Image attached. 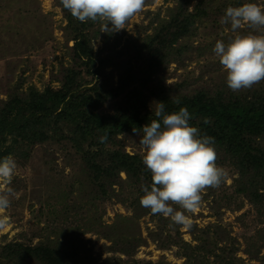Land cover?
Returning a JSON list of instances; mask_svg holds the SVG:
<instances>
[{
  "label": "rangeland",
  "instance_id": "1",
  "mask_svg": "<svg viewBox=\"0 0 264 264\" xmlns=\"http://www.w3.org/2000/svg\"><path fill=\"white\" fill-rule=\"evenodd\" d=\"M193 1L196 4L199 0ZM205 2L208 7L220 9L226 1ZM179 3L180 0H145L142 11L118 32H105L100 22L88 24L85 33L105 63L101 75H82L84 88L102 83L109 91L128 68L144 72L148 68V45L154 42L150 45L156 48L161 35L170 30L167 28ZM254 3L264 8V0ZM217 21L212 17L210 23H195L188 37L168 51L153 78L156 93L164 92L169 99L200 91L210 97L233 98L239 94L253 96L264 87V81L239 91L227 86V74L213 52L215 43L222 40L227 44L237 34L260 33L247 26L236 33L228 28L210 29L212 24L217 27ZM71 37L60 0H0V108L11 97H26L32 89H60L71 70L85 71L74 59ZM98 67L101 65L97 61L95 68ZM122 97L106 101L99 112H112ZM65 126L68 134L69 127ZM59 135L42 143L21 145L11 155L17 168L11 184L4 188H12L16 195L11 197L10 207L0 212V217H7V227L0 231V264H40L32 259L18 262L15 258L10 262L3 248L16 243L79 251L77 264H134V260L140 264H184L186 259L180 256L178 247L162 249L151 239L161 221L152 214L137 217L131 202L138 190H132L126 174L121 173L120 182L108 186L106 194L97 197L93 177L81 154L74 143L60 142ZM142 135H120L112 148L120 142L127 153L143 157L139 144ZM213 147L216 164L225 170L227 178L218 188L209 187L201 193V204L195 213H185L190 217V226H179L181 236L195 246L198 242L193 232L202 235L203 230L214 231L221 225L239 242V258L249 263L248 251L261 249L264 263V246L258 235L264 229L263 220L237 192L236 160L219 146ZM171 206L181 210L178 205ZM139 239L142 242L135 247Z\"/></svg>",
  "mask_w": 264,
  "mask_h": 264
},
{
  "label": "trees",
  "instance_id": "2",
  "mask_svg": "<svg viewBox=\"0 0 264 264\" xmlns=\"http://www.w3.org/2000/svg\"><path fill=\"white\" fill-rule=\"evenodd\" d=\"M225 1L223 8L215 9L208 7L205 0H199L196 4L192 3L193 0H180L176 13L170 19L167 28L170 30L161 35L156 48L151 46L154 42L148 45V68L144 72L142 69L136 71L135 67L128 68L119 78L118 85L109 91H106L102 83H95L89 89L84 88L82 75H101L105 61L99 57L90 36L85 33L88 24L93 25V22L89 20L82 23L64 9L71 40L74 41V59L79 61L85 71L71 70L60 89L48 87L42 92L32 89L26 97H11L0 108V159L12 155L21 145L42 143L60 134V142L68 140L74 143L81 154L93 177L97 197L100 193L106 194L108 186L119 183L121 173L126 174L132 190H138L137 197L131 203L133 211L140 218L151 214L150 209L140 204L145 194L142 186L152 183L151 173L144 166L140 155L127 153L120 142L116 148L112 146L118 136L137 134L134 130L143 133L145 125L158 119L154 115L157 103L165 104L166 114L187 107L191 114L189 125L199 130V137L213 138V146H219L236 160L239 170L237 192L252 204L264 223V87L253 96L239 94L233 98L223 95L210 97L200 91L169 99L166 93L155 92L153 78L156 77L159 65L165 61L168 51L175 44L177 46L181 39L188 37L195 23H210L211 18L215 17L218 25L215 27L212 24L210 29H231L230 25L220 23L226 9L254 2ZM97 61L101 67L95 68ZM120 96L123 97L112 112H99L98 109L106 101ZM64 125L69 127L68 134L64 131ZM102 136H107L105 143L99 142ZM154 216L161 222L151 239L158 242L162 249L178 247L180 256L186 259L184 264H252L253 261L264 264L260 257L261 249L248 251L249 263L239 258V242L221 225L216 226L214 231L203 230L202 235L193 232V239L198 243L192 246L183 240L180 225L170 227V218L160 214ZM167 227L168 234L164 236ZM258 233L264 246V229ZM141 242L142 239H139L134 246L139 247ZM3 249L7 251L10 262L17 258L18 262L32 259L40 264H77L80 257L79 251L70 252L68 249L47 245L23 246L16 243L6 245ZM134 264L140 263L134 260Z\"/></svg>",
  "mask_w": 264,
  "mask_h": 264
},
{
  "label": "clouds",
  "instance_id": "3",
  "mask_svg": "<svg viewBox=\"0 0 264 264\" xmlns=\"http://www.w3.org/2000/svg\"><path fill=\"white\" fill-rule=\"evenodd\" d=\"M60 3L80 22H100L105 32H118L142 11L145 0H60ZM220 23L230 25L234 33L245 26L260 33L237 34L227 44L222 40L215 43L213 52L227 74V86L239 91L264 81V8L254 2L230 6ZM157 105L154 115L158 119L142 128L139 140L144 150L142 161L152 180L150 185L142 186L145 194L140 204L153 215L170 218V227H188L190 217L185 213H195L201 204V193L209 187L218 188L227 173L216 164L213 138L199 137V130L189 125L191 114L187 107L166 114L165 104ZM106 141L107 136L100 137V143ZM16 168L11 155L0 159V212L10 207L11 197L16 195L12 188H4L11 184ZM171 205H178L181 210ZM6 227L7 217H0V231Z\"/></svg>",
  "mask_w": 264,
  "mask_h": 264
}]
</instances>
